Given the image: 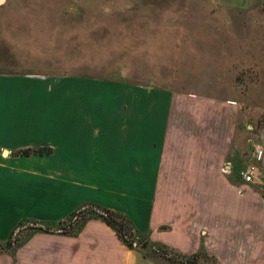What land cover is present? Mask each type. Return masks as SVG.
Returning a JSON list of instances; mask_svg holds the SVG:
<instances>
[{"label": "crops", "instance_id": "0c3cea01", "mask_svg": "<svg viewBox=\"0 0 264 264\" xmlns=\"http://www.w3.org/2000/svg\"><path fill=\"white\" fill-rule=\"evenodd\" d=\"M208 1L239 12L255 0ZM179 95L0 73V245L30 233L13 254L0 249V264H158L97 219L76 236L38 231L85 204L182 254L202 246L219 264H264V194L239 175L235 110L207 107L214 95L186 108ZM27 149L50 153L16 154Z\"/></svg>", "mask_w": 264, "mask_h": 264}, {"label": "rangeland", "instance_id": "374dc122", "mask_svg": "<svg viewBox=\"0 0 264 264\" xmlns=\"http://www.w3.org/2000/svg\"><path fill=\"white\" fill-rule=\"evenodd\" d=\"M245 9L208 0H1L0 73L153 86L180 94L186 108L199 107L191 95L217 96L207 107L235 110L239 170L253 165L250 184L264 194V0Z\"/></svg>", "mask_w": 264, "mask_h": 264}, {"label": "trees", "instance_id": "16d2710c", "mask_svg": "<svg viewBox=\"0 0 264 264\" xmlns=\"http://www.w3.org/2000/svg\"><path fill=\"white\" fill-rule=\"evenodd\" d=\"M50 149L22 150L18 155H43L49 154ZM101 211L103 214H98ZM97 219L108 226L117 238L130 250L138 251L142 256L158 264H219L215 257L209 255L201 246L193 254L185 255L175 249L163 244L153 243L149 239L148 233H141L122 214L109 211L95 204H85L76 210L70 217L58 223L61 227L43 225L38 231L48 233L49 230H60V234L65 236H76L83 229L87 221ZM63 224V225H62ZM19 228V227H18ZM19 234L11 235L4 245H0L1 251H9L13 254L20 246Z\"/></svg>", "mask_w": 264, "mask_h": 264}, {"label": "built area", "instance_id": "2783aa9c", "mask_svg": "<svg viewBox=\"0 0 264 264\" xmlns=\"http://www.w3.org/2000/svg\"><path fill=\"white\" fill-rule=\"evenodd\" d=\"M255 154H257V160L261 158V151H255ZM229 167L225 165L222 169L223 173H228ZM254 172H255V167L248 166L246 169L242 170L239 172V175L243 182L245 183H251L254 179Z\"/></svg>", "mask_w": 264, "mask_h": 264}, {"label": "water", "instance_id": "95a60500", "mask_svg": "<svg viewBox=\"0 0 264 264\" xmlns=\"http://www.w3.org/2000/svg\"><path fill=\"white\" fill-rule=\"evenodd\" d=\"M1 1V0H0ZM5 153V152H4ZM98 214H103L101 211H98Z\"/></svg>", "mask_w": 264, "mask_h": 264}]
</instances>
